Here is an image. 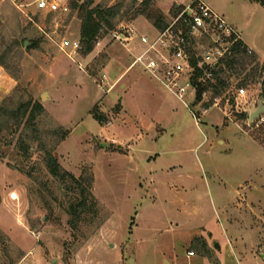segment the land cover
Returning a JSON list of instances; mask_svg holds the SVG:
<instances>
[{
    "label": "rangeland",
    "instance_id": "1",
    "mask_svg": "<svg viewBox=\"0 0 264 264\" xmlns=\"http://www.w3.org/2000/svg\"><path fill=\"white\" fill-rule=\"evenodd\" d=\"M94 1H125L120 23L135 26L143 47L161 32L146 14L135 17L143 0ZM173 1H162L165 12L155 0L171 23ZM205 1L242 31L262 70L241 86L248 70L231 72L219 106L193 93L186 105L141 64L128 68L138 50L113 30L91 53L83 43L63 49L64 39L81 40L70 0L52 14L34 0H0V53L12 49L11 70L0 65V103L16 92L40 101L41 126L70 132L54 154L78 179L61 181L38 142L26 138L25 151L20 132H4L0 264H264V111L250 120L264 105V0ZM81 183L92 196L73 225Z\"/></svg>",
    "mask_w": 264,
    "mask_h": 264
},
{
    "label": "trees",
    "instance_id": "2",
    "mask_svg": "<svg viewBox=\"0 0 264 264\" xmlns=\"http://www.w3.org/2000/svg\"><path fill=\"white\" fill-rule=\"evenodd\" d=\"M70 7L73 11H77V15L81 20V41L84 47V53H91L99 39L111 30H115L121 20L129 13V10L124 11L125 1H119L111 5L95 4L94 0H70ZM143 8L135 12V17L141 13L147 15L148 18L154 21V26L161 31L165 30L171 23L168 16L155 6V0H143ZM185 5H174V15L177 16ZM51 11L50 14H52ZM184 15L176 28H181L184 31L188 41L192 44L194 39L187 34L188 24ZM189 46L191 49L192 46ZM35 45L33 43L31 46ZM11 48L5 49L0 53V65L11 70ZM192 63L195 66L194 83L197 87L196 99L205 101L206 105H210L215 97L222 95L231 87L229 78L231 72L242 71L248 72L239 86L248 85L260 76V63L258 56L254 50L240 39L232 47L230 53H227L218 64L213 67V76L205 82H199L198 79L202 76L203 70L198 67V60L192 56ZM261 70V71H260ZM262 92L264 98V78L261 81ZM207 91L211 93L209 100H205L203 93ZM45 108L43 104L33 98L25 99L23 96H18L17 92L6 98L3 103H0V140L3 138L4 132H20V142L22 148L26 151L30 146L26 144V138L36 141L39 148L44 152V161L48 170L61 181L69 177L76 179L71 172L66 170L58 161L54 152L58 145L68 136L69 130L62 125L56 128H43L40 123L41 116L44 114ZM94 117L101 123L107 122L106 116L97 111H93ZM82 187V198L71 206V223L76 225L83 213L86 211L89 199L92 196V191L88 186L80 184ZM202 249L207 248V244H201Z\"/></svg>",
    "mask_w": 264,
    "mask_h": 264
},
{
    "label": "built area",
    "instance_id": "3",
    "mask_svg": "<svg viewBox=\"0 0 264 264\" xmlns=\"http://www.w3.org/2000/svg\"><path fill=\"white\" fill-rule=\"evenodd\" d=\"M34 1L40 9H49L50 11L59 9L58 0ZM184 15L188 16L186 19L189 27L187 34L195 40L192 44L188 41L183 29L176 28ZM112 37L123 45H128L138 37V32L134 25L122 22L118 28L113 30ZM240 39H243L242 31L229 22L223 14L214 10L203 0H193L185 5L165 30L159 32L153 41L143 47L135 56L131 66L141 64L188 105L186 96L193 93L196 98L197 92L194 83L196 68L192 63V56L197 58L198 67L203 70L198 81L205 82L208 78H212L214 65L218 64L227 53H230L232 47ZM145 40L150 41L149 37H145ZM190 44L191 49L189 48ZM62 48L77 52L82 48V42L78 39H64ZM209 94L211 93L205 91L203 97H207ZM246 94V87L242 86L237 89V98L245 97ZM221 99L222 97H215L213 104L219 106ZM207 110L205 108V111ZM192 113L197 117L195 111ZM189 254H194V251H190Z\"/></svg>",
    "mask_w": 264,
    "mask_h": 264
},
{
    "label": "crops",
    "instance_id": "4",
    "mask_svg": "<svg viewBox=\"0 0 264 264\" xmlns=\"http://www.w3.org/2000/svg\"><path fill=\"white\" fill-rule=\"evenodd\" d=\"M162 1L163 0H158V2H159V6L162 8V10L163 11H165V12H167L168 10H165L164 9V7L162 6ZM203 1H205V0H203ZM206 2V1H205ZM207 3V2H206ZM175 4H177V5H180V4H185V3H183V2H181V1H177V0H174L173 2H172V4H171V6L173 5H175ZM208 4V3H207ZM209 5V4H208ZM210 6V5H209ZM211 7V6H210ZM133 43H135V49H137L138 50V53L143 49V45H141L139 42H137V40L135 39V40H133L132 41ZM246 44H247V42H246ZM249 45V44H248ZM250 47H252V46H250ZM252 49H254L253 47H252ZM255 50V49H254ZM258 53V52H257ZM259 54V53H258ZM260 55V54H259ZM260 58H262L261 57V55H260ZM133 62V61H132ZM132 62H131V64H132ZM131 64L129 65V67L128 68H130L131 67ZM122 76H123V73L122 74H120L117 78H116V80L114 81V82H117V81H120L121 80V78H122ZM128 87V85L126 84V83H124V84H122V88H124V89H126ZM251 112H253V111H251Z\"/></svg>",
    "mask_w": 264,
    "mask_h": 264
},
{
    "label": "water",
    "instance_id": "5",
    "mask_svg": "<svg viewBox=\"0 0 264 264\" xmlns=\"http://www.w3.org/2000/svg\"><path fill=\"white\" fill-rule=\"evenodd\" d=\"M264 111V105H260L257 110L251 112L250 114V120L253 121L256 117H258L260 115L261 112ZM219 245V243H217V246Z\"/></svg>",
    "mask_w": 264,
    "mask_h": 264
}]
</instances>
